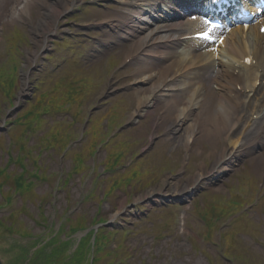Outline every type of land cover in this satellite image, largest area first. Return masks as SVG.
<instances>
[{"label": "rangeland", "instance_id": "obj_1", "mask_svg": "<svg viewBox=\"0 0 264 264\" xmlns=\"http://www.w3.org/2000/svg\"><path fill=\"white\" fill-rule=\"evenodd\" d=\"M40 4L32 6L34 18L27 15L10 22L8 5L0 13V124L5 118L11 127L0 131V257L4 262L12 264L21 255L19 264H25L35 244L63 228L59 237L70 240L69 247L63 250L60 244L61 255L43 263L62 264L78 246V232L70 229L108 218L97 251L99 264H264V174L255 161L247 157L220 180L194 187L188 197L180 190L186 183L192 185L202 162L205 172L209 170L217 149L228 144L224 137L214 143L199 137L187 155L181 143L166 136L165 123L155 128L161 106L116 132L137 107L139 96L134 86L136 65L114 69L124 59L127 44L103 65L104 56L116 48L103 49L98 43L105 30L111 31L98 27L106 19L103 16L112 13L105 5L122 9L118 0L87 7L90 17L76 16L75 11L70 17L59 16L62 24L73 18L92 21L95 25L88 33L94 37L75 34V27L56 29L59 36H69L46 64L53 72L37 70L41 55L33 57L46 33L38 22L44 12ZM8 34L15 42L21 39L18 47L6 44ZM27 71L31 84L24 83ZM120 87L127 89L118 92ZM23 88L30 94L28 99H18ZM107 91L108 98L93 111L81 137L85 122L81 118L85 112L89 116L87 111L99 103L97 97ZM17 102L23 103L18 110H8ZM62 169L68 182L56 195L55 205V179ZM166 178L174 187H166L164 203L156 205L146 193ZM18 181L20 193L14 189ZM68 214L71 219L64 223ZM93 245L91 237L83 238L82 251L76 253L79 264H91Z\"/></svg>", "mask_w": 264, "mask_h": 264}, {"label": "bare ground", "instance_id": "obj_2", "mask_svg": "<svg viewBox=\"0 0 264 264\" xmlns=\"http://www.w3.org/2000/svg\"><path fill=\"white\" fill-rule=\"evenodd\" d=\"M74 1L78 0H1L0 13L3 14L2 8L8 5L10 22L27 15L32 17L33 4L41 3L44 12L38 22L40 29H48V32ZM164 1L120 0L125 11L121 10L116 23L140 31L130 37L126 50V57L137 65L134 86L139 96L134 113L146 114L155 111L157 106L163 107L156 116V125L165 123L166 136L181 143L188 152L202 136L212 143L221 136L228 141L217 150L209 170L205 172L202 162L192 176V185L186 183L180 193L189 194L199 184L220 177L235 160L246 156L255 161L256 168L264 174V143L257 145L264 142V35L259 34L260 24L233 27L219 53L207 49L189 58L192 52L189 47L194 40L184 36L188 30L183 29L194 28L195 22L162 17L147 27L144 21L147 14ZM181 48L184 49L181 51ZM251 54L258 67L247 71L243 66L244 58ZM204 60L207 63L203 64ZM24 78L26 82V76ZM240 78L248 85H256L260 79V87L252 94L240 85L243 89L235 97L232 94L237 91ZM168 186L174 187L166 178L161 185L150 189L146 197L157 202L168 193L165 191Z\"/></svg>", "mask_w": 264, "mask_h": 264}, {"label": "trees", "instance_id": "obj_3", "mask_svg": "<svg viewBox=\"0 0 264 264\" xmlns=\"http://www.w3.org/2000/svg\"><path fill=\"white\" fill-rule=\"evenodd\" d=\"M78 252H80V251H78ZM60 255H58V257H59ZM57 257V258H58ZM75 258V257H74ZM73 258V259H74ZM73 259L71 260V261H66L65 259H62L60 262L62 263V264H79V262H80V260H81V257L80 256H77L76 257V260L73 262Z\"/></svg>", "mask_w": 264, "mask_h": 264}, {"label": "snow or ice", "instance_id": "obj_4", "mask_svg": "<svg viewBox=\"0 0 264 264\" xmlns=\"http://www.w3.org/2000/svg\"><path fill=\"white\" fill-rule=\"evenodd\" d=\"M193 19H195V17H193ZM204 23H206V24H207V23H209V21L205 20V21H204ZM262 31H264V29H262ZM208 35H209V33H208V32H206V31H205V32H202V33H200V37H201V38H208ZM249 62H250V61H249Z\"/></svg>", "mask_w": 264, "mask_h": 264}]
</instances>
